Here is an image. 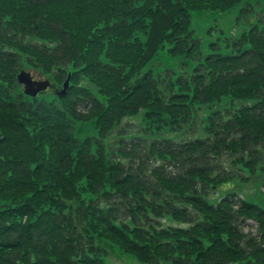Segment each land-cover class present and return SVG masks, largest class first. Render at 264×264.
I'll return each instance as SVG.
<instances>
[{
	"label": "trees",
	"instance_id": "1",
	"mask_svg": "<svg viewBox=\"0 0 264 264\" xmlns=\"http://www.w3.org/2000/svg\"><path fill=\"white\" fill-rule=\"evenodd\" d=\"M241 1L0 0V264H264V202L226 187L264 173V31L202 54L190 29ZM165 48L188 74L142 73ZM20 70L66 91L24 96Z\"/></svg>",
	"mask_w": 264,
	"mask_h": 264
},
{
	"label": "rangeland",
	"instance_id": "2",
	"mask_svg": "<svg viewBox=\"0 0 264 264\" xmlns=\"http://www.w3.org/2000/svg\"><path fill=\"white\" fill-rule=\"evenodd\" d=\"M252 27H256L260 31H264V0H242L232 9L227 12L221 13L218 11L207 12H192L190 20V29L192 30V36L194 40L200 42L202 54L208 53L211 49L209 44H218V50L212 52H219L221 54H234V49L231 46H227V40H233L239 37L242 33L246 32ZM196 62L192 59H188L183 56H170L166 52V48L158 52V55L148 63L142 70V73L150 70L153 75L162 74L169 70L176 74L185 73L188 74L190 69ZM30 71V70H25ZM32 72L33 79L36 81H44V77ZM56 91V90H55ZM55 92L50 89L45 93L39 94V99H50ZM202 121V113L195 115L194 123L198 127V123ZM139 118L127 119L123 125L128 130L138 126ZM162 135L166 138L173 139L177 142L191 139L195 136H202L203 131L199 130L194 134L185 132V128L180 130L182 133L178 138L174 137L173 132H169L166 128L162 130ZM95 135V131L92 126H87L80 133L76 134L77 139H82L84 136ZM111 148H114L115 137H111ZM143 154V150H141ZM138 154V153H137ZM132 165L134 168L137 166V159H133ZM148 168V167H147ZM264 175L260 170L254 175L250 176V179H240L249 177L247 172H242L241 177H237L235 180L227 185V188L233 189L239 197L244 198L247 201H251L256 204H262L264 202V186L262 187L261 177ZM263 191V192H262ZM172 225H176L171 223ZM254 231L252 223L244 226V231ZM108 264H138L131 258L126 256H120L119 254L112 252L107 259Z\"/></svg>",
	"mask_w": 264,
	"mask_h": 264
},
{
	"label": "water",
	"instance_id": "3",
	"mask_svg": "<svg viewBox=\"0 0 264 264\" xmlns=\"http://www.w3.org/2000/svg\"><path fill=\"white\" fill-rule=\"evenodd\" d=\"M17 80L20 84L24 85V94L31 97H35L38 93L45 91L46 88L49 86L48 81H33L30 73L25 71H21L17 75ZM67 85L68 80L64 83L63 92L65 91Z\"/></svg>",
	"mask_w": 264,
	"mask_h": 264
}]
</instances>
